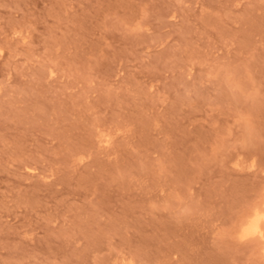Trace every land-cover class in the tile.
Returning a JSON list of instances; mask_svg holds the SVG:
<instances>
[{
	"label": "rangeland",
	"instance_id": "rangeland-1",
	"mask_svg": "<svg viewBox=\"0 0 264 264\" xmlns=\"http://www.w3.org/2000/svg\"><path fill=\"white\" fill-rule=\"evenodd\" d=\"M257 214L264 0H0V264H264Z\"/></svg>",
	"mask_w": 264,
	"mask_h": 264
},
{
	"label": "bare ground",
	"instance_id": "bare-ground-1",
	"mask_svg": "<svg viewBox=\"0 0 264 264\" xmlns=\"http://www.w3.org/2000/svg\"><path fill=\"white\" fill-rule=\"evenodd\" d=\"M260 213V212H258ZM262 216L258 215L256 216V218L254 220H252L247 227L244 228V232L247 233H255V234H259L260 237L264 240V226H262L261 222H260V218ZM258 235V236H259ZM261 239V240H262ZM264 242V241H263Z\"/></svg>",
	"mask_w": 264,
	"mask_h": 264
}]
</instances>
